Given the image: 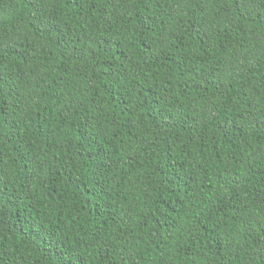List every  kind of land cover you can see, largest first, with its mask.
<instances>
[{
	"label": "trees",
	"instance_id": "trees-1",
	"mask_svg": "<svg viewBox=\"0 0 264 264\" xmlns=\"http://www.w3.org/2000/svg\"><path fill=\"white\" fill-rule=\"evenodd\" d=\"M0 264H264V0H0Z\"/></svg>",
	"mask_w": 264,
	"mask_h": 264
}]
</instances>
